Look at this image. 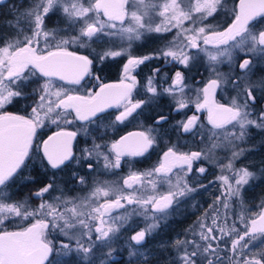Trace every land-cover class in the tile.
Here are the masks:
<instances>
[{"label":"snow or ice","instance_id":"1","mask_svg":"<svg viewBox=\"0 0 264 264\" xmlns=\"http://www.w3.org/2000/svg\"><path fill=\"white\" fill-rule=\"evenodd\" d=\"M57 12L63 14L66 25L65 30H60L63 35L45 24L46 18ZM221 13L231 18L230 22L225 20L226 26L212 23ZM154 15L163 18L161 23H153ZM5 27L8 31L0 34V226L14 218L26 223L12 231L0 227V264H71L73 257L75 264H121L120 260L112 259L117 249L111 242L118 238L121 229L131 227L134 217L142 218L144 227L128 237L126 264H224L225 257L229 264H264V248L253 250L254 242L264 243V199L259 213L246 215L250 210L244 197L246 186L254 181L264 182V166L258 170H250L247 166L235 169V161L253 150L241 146L250 138L251 130L264 131V77L253 79L254 68L264 61V0H239L232 8H228L227 0H167L163 5L151 0H33L29 8L17 11ZM172 28L178 29L176 38L165 49L143 57L132 55L133 41L141 40L145 34L171 31ZM102 35H119L122 41H127V48H108L92 58L69 51L71 46L85 48L89 41L95 42ZM200 41L217 49L215 53L208 52V70L213 78L196 90V99L192 101L185 94L188 85L184 72L177 69L172 83L163 91L173 98L177 112L187 108L189 103H194L197 111H207L211 134L201 136L202 142L207 141L205 148L181 152L176 145H171L153 169L130 173L123 179L122 186L96 187L90 196L81 198L65 197L54 175L38 182L26 173L34 157L42 168L53 170L67 167L76 160L73 140L79 131L91 135L87 125L94 124L106 109L123 108L110 125L114 128L128 120L137 109L153 103L160 95L153 84L160 69H153L144 86L145 95H152L135 102L132 94L138 82L131 74L133 69L147 60L162 57L190 70L196 58L184 48L199 49ZM235 51L245 53L242 62L227 73L221 72L217 65L226 62L231 66ZM120 56H127L120 80L105 83L101 75L105 71V60ZM97 61L99 68H96ZM34 77L43 78L44 83L29 92ZM54 77L84 89L85 94H69L76 89L64 86L53 90ZM227 86H231L236 95L229 103H219L214 99L215 93ZM28 99L33 103L26 106V115L7 111L8 106ZM72 113L73 119H67ZM74 121L86 123L78 131L60 128L38 142V130L45 127L46 122L59 126ZM168 121L169 117L159 115L154 126L121 136L110 146L107 142L96 143L94 138L92 146L83 150L81 159L88 161L89 169L93 167V156L103 159L105 169H118L123 157L144 156L158 141L168 137L169 129L165 127ZM199 121L200 118L193 114L177 121L171 130L195 134L194 130L201 127ZM218 150L230 153L227 164L219 166L233 172V182L228 176L219 177L226 187L223 199L216 197L209 206L211 225L201 220L200 231L192 230V239L176 238L157 249L145 247L148 238L159 229L160 222L178 208L181 198L197 191L187 176L194 171L204 174L207 169L204 166L194 168L196 162H214ZM174 169H179L180 173H174ZM73 177L80 184L85 183L83 176L76 177L73 173ZM18 181L21 186L37 183L42 186L35 188L31 196L15 199L12 189ZM158 182L167 183L166 194L145 195L146 188L137 191L135 187L146 184L155 192ZM125 189L132 191L125 193ZM101 194L104 197L114 194L115 198L94 206L93 198ZM33 197L39 199V204H31ZM229 201L240 204L238 219L244 224L242 231L235 223L228 225L227 220L224 226H217L218 205L228 209ZM113 209H125V212L112 216ZM209 215L206 210L204 216ZM105 216L109 220H105ZM94 220H98L99 225L93 227L89 223ZM52 232L66 238L60 241L59 248L54 239H49ZM221 243L225 245L223 249ZM104 247L109 250L97 254V250ZM228 252L233 255L228 256ZM237 255L240 259H235ZM51 256L63 259L53 262Z\"/></svg>","mask_w":264,"mask_h":264},{"label":"trees","instance_id":"2","mask_svg":"<svg viewBox=\"0 0 264 264\" xmlns=\"http://www.w3.org/2000/svg\"><path fill=\"white\" fill-rule=\"evenodd\" d=\"M231 1V0H230ZM33 1L31 0H4L0 3V34L7 32L8 29L5 27L7 21L12 20L13 16L17 14V11H24L29 8ZM223 13L216 16V18H220L222 20ZM46 27L48 29H57L65 30L66 25L64 23V18L61 14L55 13L51 15L49 18L45 20ZM61 32V31H60ZM63 33V32H61ZM115 38L101 36L99 39H96L95 42L89 41L88 46L85 48H77L76 46H71L70 51H77L78 54L89 55L90 58L95 56L96 53H99L105 49L111 48L114 49L116 44H113ZM160 43L151 40L150 38L143 39L141 43H138L137 46L134 47L136 52L132 51V55L137 57H143L145 55H152L158 53L161 48ZM136 48V49H135ZM251 55V54H250ZM245 57V54H238V58L235 63L238 64L242 58ZM255 60V58L253 57ZM127 59H119V58H109L105 60V71L101 73L103 76L104 82L112 81L118 79V77L122 74L123 65ZM170 61V58H168ZM239 61V62H238ZM242 62V61H241ZM235 63H233L230 67L225 64L222 66L221 72H229L231 67H235ZM165 61L162 57L157 59L153 58L145 61L144 64H141L138 68V73L140 74V82L137 86L138 90L133 91L132 97L134 100L146 99L147 96H151V93L145 95V85L147 83V77L152 75L153 69L159 68L160 73L155 77L153 84L157 88L158 93L160 95L156 98V100L149 104L144 105L140 109H137V119L133 118L131 121L125 122L123 124H117L114 128L110 125L112 121H114L115 116L110 117L108 114L100 115V117L95 121L94 124L87 125L91 130V135H85L84 132L79 131L78 135L75 139L74 143V155L76 160H73L67 167H62L61 169L53 170L51 168L44 169L42 168L36 158L34 157L33 162L29 163L28 168L25 170L26 173H30L36 181H46L48 178L55 176V180L57 184L64 190L65 197L75 198V196L79 197L80 195H84L91 189L95 188L98 185L99 181L108 182L111 185H121L123 183V179L126 178L130 173H143L148 170L153 169L158 166L159 162L162 159L163 153L167 151V148L171 145H176L177 149L181 152H190V151H198L202 148H205L207 141L201 140L202 135H210L211 125L208 123L207 117L200 122V128L198 130H194L195 134H186L181 132H174L171 130L172 126L176 124L177 121L185 120L186 116L180 117L181 114L185 113L183 110H187L189 112L191 109H182L177 112L175 101L171 96L165 93L163 90L168 88L172 83V78L174 76L175 71L178 68H182L185 72V80L189 87H192V91L186 93V97L191 98L192 101L196 99V90L197 86L201 87V84H204L209 79L213 78L211 73L209 72V62L200 57H196L194 66L191 69H185L183 65L178 63ZM100 64L96 62V68H99ZM237 74H239V70L237 69ZM264 77V61H261L254 68L253 79ZM199 78V80H197ZM34 83L31 84L28 91H31V88L38 87L39 84L44 83L43 78L34 77ZM53 82H58L65 86H70L73 89H76L74 92L76 94L85 93L84 89L78 88V86L67 85L59 80L53 79ZM191 85V86H190ZM201 85V86H200ZM136 88V89H137ZM226 93L228 98L223 97L222 94ZM216 100L220 103H229L230 99L236 95V92L232 89L231 86H227L225 89H217L216 92ZM32 99L22 100L20 103L15 104L14 106H8L7 111L26 115V106L32 105ZM193 104L194 103H189ZM30 110V109H28ZM159 115H165L169 117L168 124L165 125L166 128L169 129V136L165 137L163 140L158 141L156 145H154L148 153L144 156H125L122 158L121 166L118 169H105L104 161L102 158L97 160L95 156L92 157L91 163L93 167L89 169L87 167L88 161L82 160L83 150L85 148H90L93 143V139H95L96 143H105L110 146L111 142L118 140V138L131 130H145L149 127L154 126L155 118ZM74 113L68 115L66 118L71 120L73 119ZM205 122V124H204ZM86 122L82 121H74L71 124H68L67 127L52 125L51 123L46 122V126L42 129L38 130V142H42L48 137L51 133L60 128H67L72 131H78L82 126L85 125ZM49 124V125H48ZM100 136H103V139H99ZM244 148H251L252 151H248L250 155L249 163L243 164V166H247L250 170H258L260 167L264 166V131H260L258 129H252L250 132V138L241 145ZM42 154V153H41ZM253 156V157H252ZM114 158V157H113ZM79 160L80 163L76 161ZM204 162V161H203ZM214 162H218L215 158ZM214 162L206 163L210 166V170L208 175L202 177V174H199L194 171L192 175L188 176V180L190 184L197 188V191L191 193L188 197L182 198L181 203L178 208H176L171 215H169L166 220H162L160 222L159 229L148 238L147 244L145 247L153 249V244L158 242L168 243L170 241L175 240L176 238L183 239L185 237V231L199 218L201 215H204V210H210L209 206L214 202L212 200L216 199L214 195H206L205 189L203 187L199 188L201 184L212 182L219 183L218 175L219 167L217 165H213ZM46 164V161H45ZM200 162H196L194 168ZM211 164V165H210ZM73 173L76 174V177L83 176L85 178V183L80 184L76 178L73 177ZM42 186L37 183L33 184H24L21 186L20 182H17V185L13 187L12 191L14 193L15 199H24L25 197L31 196L32 191L35 188ZM219 191H215V193ZM53 195H59V193H54ZM246 206L250 208V210L258 209L257 213H259L260 205L262 199H264V182H252L250 185L246 186V191L244 192ZM47 198V197H46ZM33 206L37 205L40 201L39 199L32 198L30 201ZM230 207L228 209H224L222 206L219 207L220 211V226H224L225 220H227V224L231 225L233 223L236 224L237 228L241 231L244 228V224L240 222L238 219V215L241 211L240 205L237 203L233 204L229 201ZM239 203V202H238ZM248 208V209H249ZM205 210V211H206ZM248 213H246L247 215ZM211 216V215H209ZM140 220L137 217L133 219L131 222V227H128L127 230L121 229L118 238H114L112 243V247L117 249V253H114L112 259L120 260L121 264H126V249L128 248V237L134 234L135 231H139L143 226L140 227ZM26 222L19 220L18 218L12 219L10 222L6 221L3 226L7 230H17L20 226L25 225ZM123 231H125L124 235ZM220 235V234H219ZM218 235V236H219ZM62 235L58 234L57 236H52V233L49 236V239H54L57 248H59L60 241L66 240ZM225 240L227 238L225 237ZM230 244V241H229ZM220 247L223 249L225 245L223 243L220 244ZM261 248H264V243H261L259 240L254 242V251H259ZM97 250V254L100 252ZM249 250H245V253H248ZM118 254V255H117ZM223 256V253H221ZM231 252H228V256H232ZM53 262L56 259H63V257L51 256L50 257ZM74 257L72 258V260ZM235 259H240L237 255ZM225 261L228 262V259L225 257ZM229 264V262H228Z\"/></svg>","mask_w":264,"mask_h":264},{"label":"rangeland","instance_id":"3","mask_svg":"<svg viewBox=\"0 0 264 264\" xmlns=\"http://www.w3.org/2000/svg\"><path fill=\"white\" fill-rule=\"evenodd\" d=\"M33 1V0H31ZM152 3H155V4H158V5H163L165 2H167V0H151ZM237 3V0H227V6L228 8H232L233 6H235ZM59 14H61L63 16V14L61 12H57ZM101 19L103 20L104 18L101 17ZM162 17H160L159 15H154L153 16V23L154 24H159L161 23L162 21ZM228 20V22H230V17L226 18L225 16L222 17V20L220 18H216L214 21H212V23L216 24V23H219V24H222L224 26H226V24H224L225 20ZM185 25L187 26L188 25V22L186 21L185 22ZM169 27H171V25H169ZM118 28H119V24H118ZM60 31V30H59ZM177 31L178 29L177 28H172L171 31H166V32H160V33H148V34H145V36L141 39V40H138V41H133L132 42V47L130 49L131 53L134 49L135 46H137L138 43H141L143 41V39H147V38H150L151 40L153 41H156L157 43H160L161 46H163L161 48L162 49H165L166 46L169 45V42L173 41L175 38H176V34H177ZM63 32V31H61ZM61 35L64 34L61 33ZM102 36H105V35H102ZM106 37H112V38H115L114 42H112L113 44H116L114 47L113 50H119L121 47H125L127 48V41L126 40H121V37L119 35H116V36H106ZM41 46L43 47V42L41 43ZM180 46H183L182 44ZM201 49H207V51H203ZM69 50H70V47H69ZM184 51L187 52L188 54L194 56L195 58L196 57H200L204 60H207V62H209L208 60V52H212V53H215L217 51V49L213 46V45H204L202 41H200V48L199 49H189V48H184ZM245 54L243 52H239V51H235L233 52V63H235L236 59L238 58V54ZM133 54V53H132ZM250 55V54H249ZM116 58H119V59H127V56H120V57H116ZM171 60V58H170ZM242 60H240L241 62ZM239 62V61H238ZM237 63V62H236ZM235 63V65H236ZM229 65L228 63H221V64H218L217 67L222 70V66L223 65ZM230 67V65H229ZM133 76H134V71H132L131 73ZM43 84V83H42ZM59 86H64L66 88H71L73 89L72 87L70 86H65V85H62L60 83H56V82H53V90H55V87H59ZM217 92V91H216ZM69 94H72V95H75L76 93L74 91H71ZM216 94V93H215ZM223 97H227L228 98V95L226 93L222 94ZM216 98V95L214 96V99ZM216 100V99H215ZM231 100V99H230ZM195 101V100H194ZM217 101V100H216ZM206 111V110H205ZM206 118V117H205ZM205 124V122H204ZM49 125V124H48ZM54 125V124H52ZM57 126V125H56ZM59 126H63V127H67V125H64L63 123H61ZM58 127V126H57ZM230 155V153L226 152V151H217V155H216V159L218 162H214L213 165H217L219 167V173L221 175H224V176H228L229 177V180L230 182H233V172H229L227 169H221V167L219 166L221 163L223 164H227L228 162V156ZM253 157V156H252ZM122 161V159H121ZM204 161V162H203ZM250 161V155L249 153H246L243 157H241L240 159L236 160L235 161V169H239L241 167H245L243 166V164L245 163H249ZM200 162V164L197 165V167H200V166H204L206 167L207 171L202 174L201 176L202 177H205L206 175H208L209 173V170H210V166H208V164L206 163V160H201V161H198ZM210 163V162H208ZM211 165V164H210ZM195 166V165H194ZM174 173H180V170L179 169H174ZM194 173V172H193ZM193 173H189V175H192ZM182 174V173H181ZM221 175H218V179ZM188 176H187V179H188ZM148 179H151V177H149ZM175 179H176V175L174 174L173 175V183L175 182ZM108 185H111L110 183L108 182H103V181H99L98 185L95 186L96 187H106ZM123 183L120 185L122 186ZM203 185V188L205 189V193L206 195H214V197H221V199H223V196H222V193L225 191V187L223 185V181H221L219 179V183L215 182V183H212V182H206L204 184H201ZM137 191H139L142 187L143 188H146L147 191L144 192L145 195H156V196H159V195H163V194H166L167 191L169 190V186L167 185V183H163V184H160L158 182V186H157V189L155 192H152L151 189H150V186H147L146 184L145 185H137L135 186ZM91 189L90 191H88L87 193H85L84 195H80L79 197L75 196V198H81V197H87V196H90V194L92 193V191L95 189ZM199 188H201V186H199ZM128 191H132L130 189H125V193H127ZM215 191H219L215 193ZM115 198V195L114 194H110L109 197H104L102 194L98 197H94L93 200H94V206L95 205H98V204H102L104 203L106 200H111V199H114ZM182 199V198H181ZM215 200L213 199L212 202H214ZM77 202H79V200L77 199ZM123 202V201H122ZM238 205H240L238 202H236ZM39 204V203H38ZM219 206V205H218ZM126 208L128 210H130V207L126 205ZM249 208V207H247ZM241 209V208H240ZM206 210V209H205ZM205 210H204V213H205ZM250 210V208H249ZM210 215H211V209L208 210ZM258 209H252L248 212L247 215H251L252 213H257ZM125 212V209H113L112 210V216H118V215H121ZM136 217H134L133 219H135ZM138 219H141L140 220V227L144 225V221L142 218L140 217H137ZM105 220H109V217L108 216H105L104 217ZM203 220L207 225H211V216H208V217H205L204 215H201L199 218H197V220L185 231V238L187 239H192L193 238V232L192 230L195 229V231L198 233L200 231V229L198 228V224L199 222ZM220 219H218L217 221V226L219 227L220 226V223H219ZM89 223H91L93 225V227L99 225V221L98 220H94V221H89ZM104 227H107V225H104ZM128 229V228H127ZM125 231H123V234ZM59 233L58 232H52V236H57ZM217 235H219V232L216 233ZM64 237V236H63ZM66 239V238H64ZM196 239H199L198 235L196 236ZM66 241V240H65ZM172 241L168 242V243H155L153 244V249H157L159 248L162 244H170ZM214 244L216 243L215 241L213 242ZM128 247V246H127ZM100 251L98 252H107L109 249L107 247H104L102 249H99ZM126 253H127V256H126V262L127 260L129 259L128 257V252L126 250ZM118 255V254H117ZM222 255V254H221ZM75 260L76 258L74 257V259L72 260L71 264H75ZM224 264H228L227 261L224 260Z\"/></svg>","mask_w":264,"mask_h":264},{"label":"flooded vegetation","instance_id":"4","mask_svg":"<svg viewBox=\"0 0 264 264\" xmlns=\"http://www.w3.org/2000/svg\"><path fill=\"white\" fill-rule=\"evenodd\" d=\"M237 3H238V0H237ZM237 3H236V5H237ZM136 49V48H135ZM134 50V49H133ZM70 51V50H69ZM133 52H136V50L135 51H133ZM127 62V60L125 61V63ZM173 63V65L175 66V62H172ZM140 66V65H139ZM139 66H137L136 68H134L133 69V71H134V76L136 77V80H137V82H138V84H137V86L139 85V83L141 84V82H140V74L138 73V68H139ZM178 69H181V70H183L182 68H178ZM184 72V71H183ZM185 73V72H184ZM175 74V73H174ZM122 75V74H121ZM121 75L118 77V79H116V80H112V81H106L105 83H117L119 80H120V78H121ZM174 77V76H173ZM52 79H55V78H52ZM56 80H59L58 78H56ZM197 80H199V78L197 79ZM62 82V81H61ZM63 83H65V82H63ZM187 83V82H186ZM206 83V82H205ZM205 83L204 84H201L200 86L201 87H198L197 86V89H200V88H202L204 85H205ZM66 84V83H65ZM188 85V84H187ZM191 86V85H190ZM139 88V87H138ZM138 88L137 89H134L133 91H137L138 90ZM192 91V87H189V85H188V87L185 89V94L186 93H189V92H191ZM79 94V93H78ZM81 94H85V93H81ZM76 95V94H75ZM216 99V98H215ZM132 100H133V102H135L136 100H134L133 99V97H132ZM219 102V101H218ZM220 103V102H219ZM262 103H264V102H262ZM189 107L191 108L190 110H189V112H186L187 110H183L185 113H183V114H181L180 115V117H182V116H186V118H185V120L187 119V117H189V116H191V115H193V114H195V115H197L199 118H200V121H199V123L200 122H202L203 121V119L205 118V117H207V111H205V110H201V111H197L196 110V108H195V105H193V104H189V106L187 107L188 109H189ZM187 108H184V109H187ZM123 110V108L121 107V108H116V107H112V108H109V109H106L105 110V112L104 113H102V114H100V115H103V114H108L110 117H112V116H116L117 114H119V111H122ZM182 110V109H181ZM133 118H136L137 119V111L135 112V113H133V115L131 116V117H129L128 118V120H126L125 122H128V121H131V119H133ZM124 122V123H125ZM136 130H138V129H136ZM58 131V130H57ZM72 131V130H71ZM131 131H133V130H131ZM54 132H56V131H54ZM53 132V133H54ZM128 132H130V131H128ZM128 132H126V133H128ZM126 133H124V134H126ZM52 134V133H51ZM50 134V135H51ZM124 134H122V135H124ZM49 135V136H50ZM121 135V136H122ZM120 136V137H121ZM119 137V138H120ZM118 138V139H119ZM47 139V137L45 138V140ZM74 143H75V141H74ZM74 143H73V146H72V150L74 151ZM10 222V221H9ZM10 231V230H9Z\"/></svg>","mask_w":264,"mask_h":264},{"label":"water","instance_id":"5","mask_svg":"<svg viewBox=\"0 0 264 264\" xmlns=\"http://www.w3.org/2000/svg\"><path fill=\"white\" fill-rule=\"evenodd\" d=\"M4 1V0H3ZM238 3H239V0H238ZM238 3H237V5H238ZM55 78V77H54ZM67 131H71V130H67ZM138 131H142V130H133V131H130V132H138ZM130 132H128V133H130ZM128 133H126V134H124V135H122V136H125V135H127ZM53 134V133H52ZM51 134V135H52ZM76 139V138H75ZM75 139L73 140V142H72V146H73V143H74V141H75ZM120 139V138H119Z\"/></svg>","mask_w":264,"mask_h":264}]
</instances>
